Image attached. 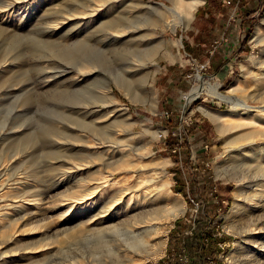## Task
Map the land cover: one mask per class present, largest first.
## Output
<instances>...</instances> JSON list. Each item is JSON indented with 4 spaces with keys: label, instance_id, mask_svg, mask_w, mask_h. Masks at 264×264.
<instances>
[{
    "label": "rangeland",
    "instance_id": "obj_1",
    "mask_svg": "<svg viewBox=\"0 0 264 264\" xmlns=\"http://www.w3.org/2000/svg\"><path fill=\"white\" fill-rule=\"evenodd\" d=\"M142 1L160 4L179 22L173 30L156 28L168 52L159 44L146 65H133L136 82L128 92L117 78L129 53L112 29L96 25L115 14L144 17L142 2L108 0L60 27L54 22L70 10L101 0H0V197L11 203L0 207L9 213L0 216V264L76 258L112 264L107 245L96 244L97 233L77 224L83 210L112 187L83 194L78 207L72 195L106 175L134 182L131 168L137 165L145 173L159 170L155 174L185 205L165 226L156 264H168L166 256L175 251L169 248L186 245L194 218L211 206L212 232L225 240L220 264L264 262V210L257 207L255 219L233 227L225 219L236 201L249 206L264 188V176H256L254 167L238 173L243 158L252 157L251 165L255 156L264 162V42L254 37L264 0H183L182 12L196 2L188 21L174 0ZM84 36L87 46L74 50L71 42ZM84 61L93 66L81 67ZM106 82L112 93L103 96ZM204 109L248 123L224 130ZM122 152L132 160L129 166H122ZM152 183L157 188L159 180ZM180 183L183 188H176ZM164 201L172 205L176 199Z\"/></svg>",
    "mask_w": 264,
    "mask_h": 264
},
{
    "label": "bare ground",
    "instance_id": "obj_2",
    "mask_svg": "<svg viewBox=\"0 0 264 264\" xmlns=\"http://www.w3.org/2000/svg\"><path fill=\"white\" fill-rule=\"evenodd\" d=\"M107 1L108 0H101L100 3H97V6L82 5L84 7L83 9L74 8L73 11L72 10L69 11L70 13L64 14L63 19H59V18L57 20L55 19L56 21L54 22V25L58 23V25L62 27L65 23L64 20H68L71 16L74 15L77 16L78 14L81 13V15H83L84 17V14L85 15L91 14L92 10H97L99 5H103ZM139 1H140L139 3L141 2L143 3L141 4L142 5L141 8L144 9L143 12V16L145 15L144 17L133 16L132 18L130 17L128 18L124 16L122 13V19H121V16L115 14L108 18L106 16L105 20L103 19L99 21L98 25H96L99 27L106 26L112 29L113 31H111L110 33L115 37L116 40L122 42L123 49L126 50L124 53L126 52L127 54L129 53L128 54L129 60L125 63L124 67L121 68V72H120L121 75H119L117 78L118 80L117 83H119L122 87L127 89L128 92H133V84L136 82L134 75L137 72L135 71L136 69H132L131 67L136 64H143V66L146 65V61L147 60L150 61L155 56L156 52L158 51L157 45L159 44L160 45L163 44V46H165L167 50L166 53L168 52V48H167L168 45L166 46V42L164 38H162L160 35H159L160 38L159 37L158 39L156 38L158 36L156 34V28L159 27L160 29L163 30L170 28L173 30L175 29L177 23L179 22L169 18L165 12V9L160 4L142 1V0ZM174 3L176 7L181 10V18L183 20L188 21L193 14L194 8L196 7V2L195 1L191 2L189 4V8L186 7L187 8L186 12L185 11L182 12V10H185L184 8L185 2H183V0H174ZM120 19L122 20V22L120 21ZM262 20L263 21L256 28L254 37L256 41L264 42V33L262 32L264 18ZM86 38L87 37L84 36L82 38H79V41L75 40L74 42H71V44L75 43V45L73 44V47L75 46L77 47L78 50L83 51L84 48L87 46L85 45ZM154 38H156L158 42L156 43L151 42V40L152 39L154 40ZM82 40L85 41L84 42L85 44L83 43ZM80 41H82V44L80 43ZM76 42H78L80 45L77 46ZM143 45H149V46L144 48ZM75 47L73 48L74 50H76ZM83 63L81 67L93 66L89 61L88 62L86 61L84 64ZM103 86L104 87L101 91L103 96L105 94L107 95L109 93L110 94L112 93L111 92L112 87L110 82H106V85ZM98 97L100 96L99 95L97 96V100ZM101 99L102 98L100 97V100ZM233 102L247 105L242 99H237L234 100ZM205 113H207L216 122H219L224 130L225 129L232 130L238 128L244 125L245 122H247V121L245 122L236 121L233 119L235 118L234 116L232 115L228 116L224 112H216L207 109L205 110ZM124 155L125 154L122 152V157L119 155L121 157L119 160L120 162H122V166H126V164H128L129 166V163L131 164L132 160L130 158L125 157ZM251 158L252 157H248V158L246 157L247 160L243 158V160L240 162L241 164L239 165L240 171L237 170L238 173L239 172L242 173L245 167L249 168L250 166L252 168L254 167L255 172L253 173H255L256 176H264V162L261 160L260 157L256 158L255 156L254 159L257 161L256 163L254 161L253 162L254 164L251 165L249 161L251 160ZM133 165H135V163ZM143 169L144 168L138 165L136 167L131 168V171H135L134 174L136 178L134 182L133 180L130 182L126 181V178H124V180L122 179V181H119L118 179L110 180V176L106 175L104 178H102L103 177L102 176L101 180L95 181V183H91L90 185H87V183H85L87 186L83 188H77L78 193L76 191V194L72 195L74 196L75 205L78 207L82 203H84V199L87 197V195H83V194H87L88 192L93 194L92 191H97L102 194V191L105 187L107 186L112 187V188L109 187L111 188V190H108V192L106 191L107 193L102 194L100 199H98V201L94 202V204L92 202L91 206L94 205L92 208L90 206V208L88 207L86 211L83 210L84 213L78 216L79 223H77V224L84 223L88 227L87 230H91L97 233L98 237L96 244L100 246L107 245L106 250L109 253L110 252L112 253V254L110 253L112 255L110 258L111 261L110 263L112 264H156L157 258L164 252V248H165V242H166L165 226L171 223V218L176 217L179 213H182V211L185 209V205L183 201L178 196L176 195L174 196L173 193L171 192L172 190L168 186L167 179L163 175L158 176V174L157 175L155 174V172H158L159 170H157L154 167L155 169L154 171H152L151 173H145V171H142ZM161 170L162 172H164V168L160 169V171ZM252 170L253 169H251V171ZM110 173H112V171H110ZM241 176L238 178L237 181L241 182L243 180L244 175L242 174ZM158 180H159V185L157 188L148 186L149 184L152 185L153 181H158ZM79 184L83 186L84 183L82 184L81 181ZM79 184L77 183L76 185L80 186ZM260 185H262V183ZM256 192L258 191L254 190L253 194H256ZM167 197L175 198L176 201L172 203V205H169L167 202L164 201V199ZM253 198L255 199L250 202L249 206L243 205L238 201L235 202L232 210L225 216L226 225L228 227L229 226L233 227V225L241 221L243 218L245 219L247 218V220L249 221L255 219L256 217L255 209L257 207L261 210H264V188L260 191V196L257 195L254 196ZM9 203L7 200H5L3 195H1L0 207L2 206L4 208L5 206L9 205ZM3 208H1L2 210L0 209V216L5 215L7 213L6 210L3 211ZM6 215H9V213ZM232 227L230 228L232 229ZM104 254L106 255L107 253L103 251L101 255ZM81 259L76 258L74 261L70 259L67 262L66 259L65 260L66 263L64 262L63 264H84V260L82 262ZM106 261L109 262L108 260ZM262 264H264V262Z\"/></svg>",
    "mask_w": 264,
    "mask_h": 264
},
{
    "label": "trees",
    "instance_id": "obj_3",
    "mask_svg": "<svg viewBox=\"0 0 264 264\" xmlns=\"http://www.w3.org/2000/svg\"><path fill=\"white\" fill-rule=\"evenodd\" d=\"M207 182L210 183L209 177H207V179L204 181V185L209 186L210 184H207ZM211 183H212V181H211ZM176 186H177L176 188H179V189L183 188L181 183L177 184ZM204 209H205V212L201 213L202 217L198 216V217L194 218L197 226L193 230V233L190 235L192 237V239L190 237L186 241L187 242L186 246H187L188 250H190V251H196V252L209 251V252L216 253L218 250V246H217L216 241H217V239H218L217 237L219 235H214L212 232L213 229H211V227H210V225H212L211 222H212V218L214 216L211 213L213 206L208 207V208H204ZM225 236L228 238V235H225ZM221 237L224 238V236H221ZM183 242L184 241H182L180 243V241H179L178 243H176L177 246L172 245L169 248L168 252H170L174 249L175 251L171 252L174 254L175 252H177L180 249L181 244ZM173 254H169L166 256L168 258V261H167L168 264H175L176 258H175V255H173Z\"/></svg>",
    "mask_w": 264,
    "mask_h": 264
},
{
    "label": "built area",
    "instance_id": "obj_4",
    "mask_svg": "<svg viewBox=\"0 0 264 264\" xmlns=\"http://www.w3.org/2000/svg\"><path fill=\"white\" fill-rule=\"evenodd\" d=\"M216 243L220 248L216 253L209 251H190L184 245L177 252L171 254L175 255V264H220L219 260L221 259V252L223 251L225 240H217Z\"/></svg>",
    "mask_w": 264,
    "mask_h": 264
},
{
    "label": "water",
    "instance_id": "obj_5",
    "mask_svg": "<svg viewBox=\"0 0 264 264\" xmlns=\"http://www.w3.org/2000/svg\"><path fill=\"white\" fill-rule=\"evenodd\" d=\"M154 2H156V0Z\"/></svg>",
    "mask_w": 264,
    "mask_h": 264
}]
</instances>
